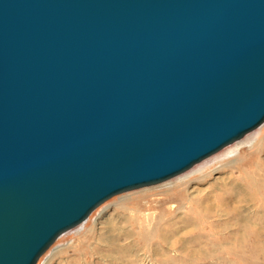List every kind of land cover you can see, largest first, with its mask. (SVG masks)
<instances>
[{
  "label": "water",
  "instance_id": "obj_1",
  "mask_svg": "<svg viewBox=\"0 0 264 264\" xmlns=\"http://www.w3.org/2000/svg\"><path fill=\"white\" fill-rule=\"evenodd\" d=\"M264 122V0H0V264Z\"/></svg>",
  "mask_w": 264,
  "mask_h": 264
},
{
  "label": "bare ground",
  "instance_id": "obj_2",
  "mask_svg": "<svg viewBox=\"0 0 264 264\" xmlns=\"http://www.w3.org/2000/svg\"><path fill=\"white\" fill-rule=\"evenodd\" d=\"M260 136L264 127L247 136L216 156L194 166L185 174L165 183V192L181 186L180 196H169L155 203L148 202L137 211H146L138 221L141 231L134 230L129 208L122 225L112 223L108 228L109 250L125 255L127 264H260L264 262V158L255 155L229 168L226 176H218L204 190L188 188L191 180H212L207 170L201 178L196 173L211 161ZM178 182H181L178 185ZM199 185V184H198ZM160 199V198H159ZM252 203L247 212L246 204ZM260 211H263L260 214ZM136 218V217H135ZM88 221H85V226ZM229 228V229H228ZM131 238L132 243L118 242ZM149 253L136 254L140 244ZM136 245V246H134ZM134 248V249H133ZM173 252V253H172ZM137 260V261H136Z\"/></svg>",
  "mask_w": 264,
  "mask_h": 264
},
{
  "label": "rangeland",
  "instance_id": "obj_3",
  "mask_svg": "<svg viewBox=\"0 0 264 264\" xmlns=\"http://www.w3.org/2000/svg\"><path fill=\"white\" fill-rule=\"evenodd\" d=\"M261 127H264V122L259 127L246 133L240 139L224 146L217 152L195 163L187 170L167 180L124 191L109 197L95 207L83 222L58 236L56 240L40 255L36 264H127L128 258L125 255L119 259H114V257H120L119 251L109 250L107 242L104 241L105 236L108 235L109 225L112 223H116L119 226L122 225L123 222L121 218L123 216L127 217V212H130L129 208H131L135 211V214L129 217L134 225V230L141 231L138 221L140 222V220H143L141 214L146 213V211H137L136 209L148 202L155 203L172 195L180 196L179 192L182 190L181 186L171 190V193H166V187L164 186L165 183L179 175L187 173L194 166L208 160L212 156H216L218 153L230 148L233 144L243 140L247 136L259 132ZM260 136L262 137L263 134L253 137L251 141L243 144L237 150L230 151L224 156L211 161V163L199 170V173H196V175L201 178L207 170L212 169L211 175L208 177L212 178V180H191L188 183V188L198 187L204 190L216 177L226 176L229 168L249 159H256L255 155L257 154L264 158V138L263 140H259ZM180 184L181 182H178V185ZM251 204L252 203L249 202L245 205V211H252ZM262 212L263 211H260V214ZM132 213L133 212L131 211L130 214ZM85 221H88L86 226L84 224ZM118 242L127 244L128 242L132 243L133 241L131 238L124 239L122 237ZM138 244L142 247L137 248L135 251L136 254H142L141 251L149 253L148 246H145L144 243H137V245ZM260 264H264V262Z\"/></svg>",
  "mask_w": 264,
  "mask_h": 264
}]
</instances>
